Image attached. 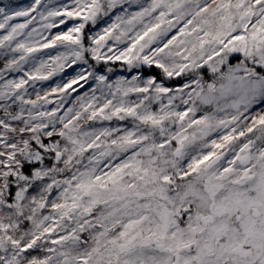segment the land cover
Listing matches in <instances>:
<instances>
[{
  "label": "snow or ice",
  "instance_id": "snow-or-ice-1",
  "mask_svg": "<svg viewBox=\"0 0 264 264\" xmlns=\"http://www.w3.org/2000/svg\"><path fill=\"white\" fill-rule=\"evenodd\" d=\"M0 264H264V0H0Z\"/></svg>",
  "mask_w": 264,
  "mask_h": 264
},
{
  "label": "trees",
  "instance_id": "trees-1",
  "mask_svg": "<svg viewBox=\"0 0 264 264\" xmlns=\"http://www.w3.org/2000/svg\"><path fill=\"white\" fill-rule=\"evenodd\" d=\"M25 2H27V0H25Z\"/></svg>",
  "mask_w": 264,
  "mask_h": 264
}]
</instances>
